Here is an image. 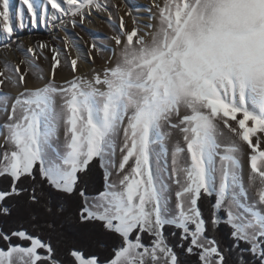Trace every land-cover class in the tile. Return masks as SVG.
Segmentation results:
<instances>
[{
    "label": "snow or ice",
    "instance_id": "obj_1",
    "mask_svg": "<svg viewBox=\"0 0 264 264\" xmlns=\"http://www.w3.org/2000/svg\"><path fill=\"white\" fill-rule=\"evenodd\" d=\"M20 3L17 15L0 0V37L25 14L76 27L119 7ZM146 12L120 15L110 48L81 55L65 36L0 70V264H63L51 238L71 232L98 251L72 248L68 264H264V0H151Z\"/></svg>",
    "mask_w": 264,
    "mask_h": 264
},
{
    "label": "rangeland",
    "instance_id": "obj_2",
    "mask_svg": "<svg viewBox=\"0 0 264 264\" xmlns=\"http://www.w3.org/2000/svg\"><path fill=\"white\" fill-rule=\"evenodd\" d=\"M105 2L108 4H117L119 7L110 8V11L113 13V20L111 22H109L108 14L106 13L102 15L100 20L98 19V23H96L97 25H90L87 20H85L83 25L78 24L76 27H73L70 23H66V25H59V21L51 20L47 23L42 22L34 25L31 22L30 16L25 14L23 18L24 27L20 28L18 26L19 20H17V27L14 32L15 35L12 39L0 37V70L3 69L5 62L15 64L24 59V51L28 47H35L41 42L48 43L50 46L62 48L65 36H67L71 42L78 44L85 53L94 41L97 44H104L110 48L112 42L104 39V37H110L114 34L111 24L118 23L119 16L123 15L129 8L132 9L134 15H136L138 19L144 20L147 15L146 6H150L151 0H105ZM11 4L13 6L12 10L17 15L19 14L21 7L26 8V6L21 5L20 0H11ZM64 19L67 21L68 18L65 17ZM77 19L79 18L77 17ZM125 22L126 26L130 29L132 27L131 18L125 16ZM52 24H56L58 26L52 27ZM4 44H8L9 47L5 48ZM8 50L14 51L13 57L6 56L4 52H7ZM108 53L111 55L110 50L101 52L100 55L95 58L94 66L101 67L104 63V60L101 57H107ZM45 55L50 58L51 53L46 51ZM37 63L46 75L49 71V60L41 59L37 61ZM22 68H26V65L22 66ZM62 74L67 75V77L62 78ZM66 79H71V73L68 67L62 64V67L57 69L56 80L57 82L62 83ZM38 83H40V81L37 80L35 76H30L29 85H35ZM3 91L12 93L15 89L9 87L4 88ZM2 122L3 116L0 115V123ZM2 141L3 138L0 137V143H2ZM0 151H3V149H0ZM168 163L169 165L171 164L170 156L168 157ZM113 179L115 180L116 177L113 176ZM173 190H175V185H173Z\"/></svg>",
    "mask_w": 264,
    "mask_h": 264
},
{
    "label": "trees",
    "instance_id": "obj_3",
    "mask_svg": "<svg viewBox=\"0 0 264 264\" xmlns=\"http://www.w3.org/2000/svg\"><path fill=\"white\" fill-rule=\"evenodd\" d=\"M5 183L6 181L3 178H0V187H2ZM97 188H100L102 190V180L97 181L93 184H90L89 192L94 194ZM211 200H213L212 197H207L201 201L205 209H207L208 207V201H211ZM24 225L25 227H27L26 218L24 221ZM7 226L15 227V224L10 223ZM40 235L47 237L48 234L45 232H41ZM170 239L174 240L175 238L171 237ZM14 242L21 243V244L25 243L22 241H14ZM145 242L147 243L148 241L146 240ZM51 243L53 244L55 248V255L57 259L61 260L63 264H68L69 260L71 259L67 255V253L72 248H78L82 250L85 256H88L90 253L98 251V249L95 247L94 243L92 242L87 232H71V233H64L59 236L54 235L51 238ZM99 251L101 252V258H104V256L110 255V249H102Z\"/></svg>",
    "mask_w": 264,
    "mask_h": 264
},
{
    "label": "bare ground",
    "instance_id": "obj_4",
    "mask_svg": "<svg viewBox=\"0 0 264 264\" xmlns=\"http://www.w3.org/2000/svg\"><path fill=\"white\" fill-rule=\"evenodd\" d=\"M106 14L105 12H100V13H96L94 10H93V15L89 18H86L87 22L90 24V25H97L96 23H98V19L100 20L102 15ZM73 38V37H72ZM74 44H76L75 42H73ZM78 45V44H77ZM79 46V45H78ZM71 52H72V55H76V50L73 49V48H70ZM79 50H80V54L81 55H84L85 52L80 48L79 46ZM13 50H8L7 52H4L6 54V56L8 57H13L14 53ZM108 56H110V54L108 53ZM82 68L84 71H87V65H82ZM96 68H100V67H97ZM62 78H66L67 75L65 74H62L61 76Z\"/></svg>",
    "mask_w": 264,
    "mask_h": 264
}]
</instances>
